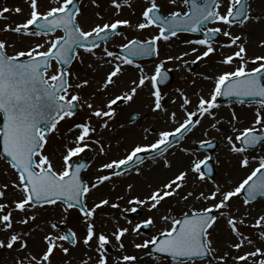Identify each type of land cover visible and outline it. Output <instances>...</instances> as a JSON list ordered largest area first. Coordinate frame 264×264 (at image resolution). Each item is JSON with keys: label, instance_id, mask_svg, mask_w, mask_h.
Listing matches in <instances>:
<instances>
[{"label": "snow or ice", "instance_id": "snow-or-ice-1", "mask_svg": "<svg viewBox=\"0 0 264 264\" xmlns=\"http://www.w3.org/2000/svg\"><path fill=\"white\" fill-rule=\"evenodd\" d=\"M168 2L177 5V0ZM92 3L100 7L98 0H92ZM181 3L187 6L185 11L171 10L164 14L159 0H146L141 17L135 24L130 19L116 18L102 24L96 23L86 30L79 19L82 9L78 6V0H48L44 11L40 10L42 0H28V17L23 22L8 23L0 29L18 38L17 41L0 39V141L3 144L0 159L6 160L15 176L9 183H0V250L16 253L13 264H53L57 251L68 258L74 249L79 250L81 246L85 255L80 264H110V248H117L121 252L114 264H140L143 259L141 250H147L144 255L150 257L157 253L171 257L178 264H185L182 258H207L208 264H264V213L253 217L250 224L248 220L252 215V203L258 195L264 196V154L251 157V160L258 162L257 166L236 186L227 190L213 180L214 189L210 191L201 188L184 192L190 174L197 183H207L210 178L208 174L212 172L209 161L213 158L209 154L202 159L191 160L187 169L179 170L174 177L152 188L146 196H128L127 206L122 207L104 196L91 206L87 202L89 196L107 182L131 171L132 165L136 166L134 170L137 175H143L140 165L145 163L146 157L153 161L163 157L164 167L171 168L172 162L166 156L170 146L197 126H202L206 118L211 120V129L221 133L223 121L217 119L216 110L222 105L218 98H264V55L250 57L247 37L231 31L236 24L244 27L253 22L261 23L264 17L251 15V7L246 0H181ZM110 6L119 17L125 6L132 8V3L130 0H110ZM23 11L19 6L14 9L4 7L0 9V19L7 20L9 17L6 14H21ZM96 16L104 19L99 12ZM209 24L217 26L209 27ZM125 27L140 32L156 28L158 32L145 40L127 39L126 43L120 45L119 52L110 50L106 46L110 34L123 36L122 29ZM58 32L62 34L56 35ZM180 33H202L203 38L185 40L184 43L201 46L204 50L201 52L200 47H191L190 51L169 55L154 65L151 75L136 63L137 57H158L159 42H167ZM220 35L227 38L226 43L220 44L221 49H236L224 56L220 63L233 67L214 78L204 77L213 80V87L207 97L197 94L198 102L192 109L189 108L193 104L192 99L177 88L178 96L171 103L176 105L180 100L178 107L183 111L184 118L178 120L177 112L166 106L167 97L161 88L168 80L170 71L165 65L172 61H183L181 67H184L189 64L184 58L190 54L195 55L191 61L193 64L208 58L217 51L214 44ZM29 37L48 39L9 53L10 47L17 48L18 42L23 43L24 38ZM101 43H105V46L103 54L98 55L96 50ZM258 46L264 48V39L260 40ZM80 49L96 57L100 61L99 67L110 66L103 80L87 98L84 93L92 85V80L82 79L68 69L74 58H80V63H84ZM250 64L253 66L249 67ZM126 65L139 70L138 79H133L132 86L127 90L101 99L111 87L117 86ZM148 84L151 85L148 103L151 113L166 116L178 126L173 130L159 131L154 142L134 144L122 158L102 161L94 182L85 181L82 172L88 170L91 164L83 154L93 152V159L108 157L111 144L105 139V132L113 130L117 109L121 103H134L139 90ZM239 103L244 104V99H239ZM258 103L250 126L238 128L236 123L239 118L234 110L232 119L228 121L232 134L225 135V140L229 153L237 157L241 169L250 167L251 161L247 155L250 149L258 145L264 147V99ZM80 110L88 114L68 129L72 136L59 155L46 151L51 133L58 132L57 126L61 121L72 120ZM143 131L147 140L154 129L145 127ZM208 135L207 131L204 132V136ZM215 146L211 138L199 141L202 149ZM183 151L188 152V149ZM134 187L129 183L127 192L132 193ZM10 191L13 193L12 199L8 197ZM175 197L183 201L192 198L211 203L183 212L179 218L172 215V209H168L167 213L160 215V219L168 222L169 226L142 242L133 240V247L137 251L129 254L125 238L130 234L141 235L142 230L155 227L156 214L160 213L162 202ZM237 197L242 199L240 207L245 209L244 213H241L240 207L235 209L236 214L232 211L233 200ZM117 201H125V196H118ZM105 206L121 209V216L128 224H132V221L127 214L138 213L139 209H146L152 215L131 228L121 226L117 221L114 230L106 233L97 231L95 223L98 210ZM44 208L52 211L59 208L65 223L70 212L77 210L84 227L83 236L71 227L62 228L59 222H52L49 225L51 230L36 241L34 233L37 229L42 232L44 229L35 222L39 210ZM222 219L228 229V238L223 241L226 247L223 248L213 239ZM17 225L22 227L18 229ZM241 225L260 230L259 242L245 235ZM65 264H71V261L66 259Z\"/></svg>", "mask_w": 264, "mask_h": 264}, {"label": "rangeland", "instance_id": "rangeland-1", "mask_svg": "<svg viewBox=\"0 0 264 264\" xmlns=\"http://www.w3.org/2000/svg\"><path fill=\"white\" fill-rule=\"evenodd\" d=\"M132 3V8L125 6L119 17L115 15V10L110 6V0H98L100 7L93 5L92 0H81V9L82 16L79 18L81 24L85 29L94 26L96 23H105L116 18H126L133 21L135 24L141 17V12L143 6L146 3V0H130ZM162 4V11L164 14H168L171 10L185 11L186 7L181 3V0H177V5H171L168 0H159ZM48 0H42L41 11H44L47 7ZM249 5L251 7V15L253 16H262L264 17V0H249ZM21 7L24 9L23 13L16 14L15 12L6 14L9 18L7 20L0 19V29L8 23H20L23 22L29 14V5L28 0H0V9L8 7L14 9L15 7ZM101 13L104 16L103 20H100L96 13ZM213 25L210 27H215ZM124 35H116L111 42L106 45L110 50L116 51L117 48H120L122 43H126L127 39L139 38L141 40L148 39L150 36L155 35L158 32V29L151 28L146 29L143 32L137 31L135 28H123ZM231 31L233 34H240L247 37L248 44V55H264V48L259 47L260 40L264 39V21L261 23H249L244 27H240L239 24H236L232 27ZM58 32L56 35H60ZM0 39H8L11 41H17L18 38L14 34L3 33L0 31ZM47 37H29L24 38L23 43L18 42L17 48H9L8 51L10 54H13L19 48H26L29 44H35L36 42L43 43ZM189 39H200L199 36L192 35H181L178 37H173L169 41L159 42L160 55L151 61L139 62L141 66L145 68L147 74L151 75L153 72L154 65L158 63L161 59H166L167 56H176L181 54L184 51H190L191 47H200V51L204 50L201 46L196 45H186L185 40ZM227 38L221 35L214 46L217 48V51L211 54L208 58H205L202 61L195 63L194 68H191V61L195 59L194 54H190L184 59L189 61V64L181 67L183 61H172L165 65L167 69L174 74V82L162 88V92L166 95V106L170 110L177 112V119L181 120L184 118V113L179 109L178 105L180 100H177V104L173 105L171 100L178 96V93L175 91L177 88L182 89L193 101V104L189 106L190 109L198 102V93L208 96L211 88L213 87L212 79H205L204 77H216L222 71L231 70L233 66H226L220 63L224 56L231 54L236 49L232 48H220L221 43H226ZM105 45H102L96 51L98 55H102V49ZM80 57L83 58L84 63H80V58H76L73 67L70 69L74 74H79L80 77L90 78L92 80V85L85 90V97L95 91L96 86L103 80L105 73L107 72L109 65H104L99 67L100 61L96 57L91 56L84 51H80ZM92 65V67H89ZM253 65H249L252 67ZM139 70L135 66H125V71L123 76L118 80L117 86L110 88L108 92L105 93L101 99H106L108 97L119 94L120 92L127 90L131 87V81L133 79H138ZM195 81V83H193ZM151 85L148 84L146 87L139 90V95L136 97L135 102L130 105L120 104L118 111V116L113 122V130L105 132V139L111 144V149L109 150L108 157H97L93 159L95 153L86 152L85 156L91 164V167L86 173H84L83 178L85 181L94 182L95 176L99 174L97 169L102 161L108 158H122L126 154L127 150H130L132 146L136 143H151L158 138V133L161 130H173L177 127V124H173L166 116L157 115L151 113L148 108L149 103V89ZM219 99V98H218ZM221 103V108L217 111V119L223 121V131L217 133L215 130L211 129L210 118H206L202 122V126H197L185 140L178 145L171 148L167 153V158L172 162L171 168H165L163 165L164 158L158 157L157 160L153 161L148 160L143 165H140L143 170V175H137L135 170H131L125 173L123 176L118 178H113V181L107 182L106 185L102 186L98 192H94L88 198V204L91 206L94 201H98L101 196L109 198L112 202H118L123 206L126 205V200L130 195H139L141 197L146 196L152 188H155L161 185L163 182L167 181L169 178L175 176V174L182 169H187L190 165V161L194 159H202L204 156L209 155L210 153L198 150L197 143L203 139H213L217 142L216 150L211 153L212 159L214 161L215 168V177L213 179H208L206 184L201 185L197 183L194 177L190 174L188 177V187L184 190L187 192L189 190H200L203 188L205 191H210L214 189L213 180L216 183L221 184L226 190L236 186L246 175L250 174L252 168L257 166V161L251 160L253 156H259L264 154V147H260L254 152H248L247 155L250 158V167L247 169L239 168L237 164V157L229 153L228 146L225 140V135L232 134V126L228 123L232 119V111L234 110L239 118V121L236 123V126L240 129L250 126L251 120L253 118L254 110L259 107L258 102H245L241 104L239 102L229 101L226 103ZM87 112L80 110L78 112V117L72 120H64L57 127L58 132L54 131L52 137L49 141V146H46V151H54L58 156L60 151L63 149V145L68 142L72 134L69 133L68 129L72 127L74 122H80L87 116ZM138 115V119L134 122L132 121V116ZM123 124L124 127L121 128L120 125ZM150 127L154 129V132L149 135V139H144V128ZM208 132V136H204V132ZM196 145V146H195ZM183 149H188V152H184ZM15 179V176L11 173L9 165H7L5 160L0 159V183H9ZM133 184L134 190L132 193L127 192V185ZM151 185V187H149ZM120 195L125 196V201H117V197ZM9 199L13 198V193L10 191L8 193ZM209 202H201L190 198L188 201H183L179 197L166 199L162 202L160 213L156 214V224L155 227L150 228L147 232L138 236L129 235L125 238V244L127 245V252L132 254L137 250L133 247V240L136 242H142L144 239L149 238L150 235H155L163 228L168 227L169 223L164 222L160 219V215L167 213L168 209H172V215L179 218L183 212H190L192 209H199L206 206ZM242 203L241 197L234 198L232 203V211L234 214L235 209L240 207ZM252 215L248 217L249 224L252 222L253 217L259 213H264V200L253 202L251 205ZM241 213L245 212V209L240 207ZM140 217L133 218L132 213L127 214L129 219H131L132 224H128L125 219L121 216V209H114L108 206L98 210L97 215L95 216V223L97 231H103L110 233L114 230L115 224L118 221L121 226L131 228L134 224L146 219L147 216L152 215L146 211V209H139ZM59 222L62 228L71 227L76 230L79 235L82 237L84 234V227L81 223V217L79 212L72 210L67 216V222H64V217L61 214L59 208L55 211H52L48 208L40 209L37 221L35 224L40 225L44 231L37 229L34 235L36 236V241H39L40 238L45 234V232L50 231V223ZM20 225H17L19 229ZM28 227V226H24ZM241 230L245 235L250 236L254 241L259 242L260 237L258 232L260 230L253 229L251 227H245L241 225ZM228 238V229L226 227V222L222 219L220 221V228L213 235V239L217 240L220 243V246L226 247L223 244V241ZM36 241H30V243H35ZM114 243V242H113ZM251 250V249H249ZM147 250H141L140 255L143 256V259L140 260V264H178L169 259H162L156 255L150 257L144 255V252ZM16 253L9 254L5 250H0V264H13V257ZM85 251L81 246L79 250L74 249L70 257L65 258L59 251L56 252L55 259L53 264H65L66 259L71 261V264H80L81 259L84 257ZM121 252L117 248H110L109 257L110 264H114L116 257L120 256ZM95 258V257H93ZM185 264H208V259L201 261H184ZM215 264V262H213Z\"/></svg>", "mask_w": 264, "mask_h": 264}, {"label": "water", "instance_id": "water-1", "mask_svg": "<svg viewBox=\"0 0 264 264\" xmlns=\"http://www.w3.org/2000/svg\"><path fill=\"white\" fill-rule=\"evenodd\" d=\"M246 2H247V0H246ZM112 35L110 34V37H111ZM108 42V41H107ZM106 42V43H107ZM139 58H149V56H144V57H137V58H135V59H139ZM222 99H224V100H229V99H235V100H239V99H244V100H247V99H253V100H261V99H264V98H259V97H244V98H236V97H222ZM174 143H176V142H174ZM259 147V145L256 147V148H258ZM256 148H254V149H256ZM0 151L2 152V154H3V144L1 143L0 144ZM209 176H214V172L212 171L211 173H209L208 174ZM262 198H264V196H257L256 197V200L257 199H262ZM158 254V253H157ZM158 255H160V256H162V257H166V258H168V256H164L163 254H158ZM183 260H186V259H188V258H182ZM193 259H201V258H192L191 260H193Z\"/></svg>", "mask_w": 264, "mask_h": 264}]
</instances>
